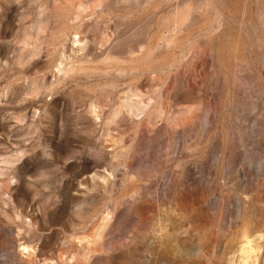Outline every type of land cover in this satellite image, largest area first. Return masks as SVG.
Masks as SVG:
<instances>
[{
  "label": "rangeland",
  "instance_id": "1",
  "mask_svg": "<svg viewBox=\"0 0 264 264\" xmlns=\"http://www.w3.org/2000/svg\"><path fill=\"white\" fill-rule=\"evenodd\" d=\"M256 235L264 264V0H0V264H241Z\"/></svg>",
  "mask_w": 264,
  "mask_h": 264
},
{
  "label": "bare ground",
  "instance_id": "2",
  "mask_svg": "<svg viewBox=\"0 0 264 264\" xmlns=\"http://www.w3.org/2000/svg\"><path fill=\"white\" fill-rule=\"evenodd\" d=\"M262 239V235H256L252 238H248L247 241L241 246V247H238L237 250H235V257L237 258L236 261L238 262H242L241 264H251L250 263V254H249V251L247 250V245H251V246H254V245H259V241ZM263 241V240H262ZM251 246L250 249H251ZM253 250V251H252ZM251 253L253 254V256H259L261 254V252L263 251V249L260 251L259 249H251ZM237 254V255H236ZM252 256V257H253ZM149 262V261H147Z\"/></svg>",
  "mask_w": 264,
  "mask_h": 264
}]
</instances>
